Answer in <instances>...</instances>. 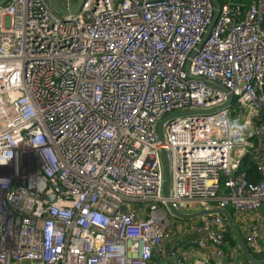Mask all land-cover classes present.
<instances>
[{
  "label": "built area",
  "instance_id": "1",
  "mask_svg": "<svg viewBox=\"0 0 264 264\" xmlns=\"http://www.w3.org/2000/svg\"><path fill=\"white\" fill-rule=\"evenodd\" d=\"M220 4L216 19L212 0L0 6V264H185L180 235L198 264L239 259L223 214L170 209L264 204V0ZM244 240L264 250L259 224Z\"/></svg>",
  "mask_w": 264,
  "mask_h": 264
},
{
  "label": "water",
  "instance_id": "2",
  "mask_svg": "<svg viewBox=\"0 0 264 264\" xmlns=\"http://www.w3.org/2000/svg\"><path fill=\"white\" fill-rule=\"evenodd\" d=\"M7 1L8 0H0V6L5 4ZM48 1L57 13H59L63 17H67L71 14H76L79 11L84 0H78L75 7L73 9H71L70 11L66 10L62 6V4L60 3L59 0H48ZM212 1L215 3L216 8H217V12H216V15L214 18V19H216L219 15V12L221 9V4H220L219 0H212ZM220 87H222V86L220 85ZM181 114H189V112L174 113L171 116L169 115V116L163 118V120L159 123L158 135H159V139L161 142L163 140V134H162V130H161L162 123L166 119H169L170 117H176L177 115H181ZM161 155H162V162H163V169H164V187H163L164 188V195L168 196L169 187H170V172H169V165H168V160H167V156H166V151L164 149L161 150ZM170 209L174 214L178 215L179 217L186 218V219L197 218V217H200L202 215H208V214L214 213V212H218V213L223 214L225 216L228 224L230 225L231 230L236 234L239 247L241 249L242 254L246 258L247 262H249L251 264H264V258H256L253 255L252 251L247 247L245 241L243 240V238L241 237V235L239 234V232L235 228L233 221L229 215L228 210H226V209H205V210H200V211L193 212V213H183V212L176 210L172 206H170Z\"/></svg>",
  "mask_w": 264,
  "mask_h": 264
},
{
  "label": "crops",
  "instance_id": "3",
  "mask_svg": "<svg viewBox=\"0 0 264 264\" xmlns=\"http://www.w3.org/2000/svg\"><path fill=\"white\" fill-rule=\"evenodd\" d=\"M232 209V208H231ZM229 212V215L233 221V224L235 226V228L237 229V231L239 232L240 235L243 236V238L245 237V233L247 230V226L249 222H254L257 223L261 226V228L264 230V204L262 205V207L260 208V210L258 212H256L253 216H251L248 219H241V217H239L234 210L232 209L231 211H229V209H227ZM227 232H229L230 234L232 233V237L234 239V243L231 244L233 249H236L240 255V247L238 244V239L236 234L231 230L230 225L228 224L227 220ZM227 239V236H226ZM177 241H179L181 243V246H183L184 250H188L191 249L194 251V254H192L191 256H188L189 258L185 261V264H198L199 261H202L203 258V252L201 251V249H199L197 247V245H195L194 243H192V241H195V237L192 236H185V235H180L177 237L176 239ZM228 241V240H227ZM229 243V241H228ZM173 244V241L171 242H166L165 243V250H168V248L170 247V245ZM230 244V243H229ZM166 257V252L158 254L155 259H154V264H161L163 262H167L168 259L165 258ZM174 260H172L171 262H173ZM207 264H224L223 260L217 259L214 256H211V258L208 259Z\"/></svg>",
  "mask_w": 264,
  "mask_h": 264
},
{
  "label": "trees",
  "instance_id": "4",
  "mask_svg": "<svg viewBox=\"0 0 264 264\" xmlns=\"http://www.w3.org/2000/svg\"><path fill=\"white\" fill-rule=\"evenodd\" d=\"M219 1L222 4L227 3V2L231 3L233 8L240 7L241 10L246 11L250 7V5L253 3L254 0H219ZM241 171H245L246 175L254 181H259L261 179L259 172L256 168L255 161L253 160V158L250 155L243 158L242 165H241ZM228 209H229V211L232 210L231 207H228ZM231 235H232V233L230 234L229 232H227L226 236H227V240L230 243V246L232 247L231 244H233L235 241ZM240 252H241V249H240ZM252 253L256 258H264V250L259 251V252H252ZM255 254H260L261 256L258 257ZM240 256L243 257L245 259V261L247 262L246 258L242 254V252H241Z\"/></svg>",
  "mask_w": 264,
  "mask_h": 264
},
{
  "label": "rangeland",
  "instance_id": "5",
  "mask_svg": "<svg viewBox=\"0 0 264 264\" xmlns=\"http://www.w3.org/2000/svg\"><path fill=\"white\" fill-rule=\"evenodd\" d=\"M178 220L181 221V222H183V223H188V222H191V221H196L197 218L186 219V218H183V217H179ZM241 237L243 238L242 235H241ZM243 240H244V238H243ZM244 241H245V240H244ZM255 255H257L258 257L261 256L260 254H255ZM262 257H263V256H262ZM243 259H244V258L240 256L238 260H234V263H235V264H251V263H249V262L247 263V262L245 261V259H244V260H243ZM234 263H232V264H234Z\"/></svg>",
  "mask_w": 264,
  "mask_h": 264
}]
</instances>
